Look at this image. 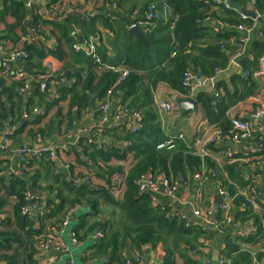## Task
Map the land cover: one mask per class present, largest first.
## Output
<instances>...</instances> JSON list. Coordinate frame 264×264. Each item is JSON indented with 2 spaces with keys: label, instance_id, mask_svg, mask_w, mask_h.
Wrapping results in <instances>:
<instances>
[{
  "label": "trees",
  "instance_id": "trees-1",
  "mask_svg": "<svg viewBox=\"0 0 264 264\" xmlns=\"http://www.w3.org/2000/svg\"><path fill=\"white\" fill-rule=\"evenodd\" d=\"M7 1L10 3L8 12L16 19L15 25L9 28L15 31L21 29L25 35L24 21L27 11L24 3L22 0ZM45 1L48 2L50 8L60 0ZM104 1L109 9L115 2L114 0H96L92 3L95 9H100L105 5ZM151 4L155 5L161 14H163L165 5L170 7L171 15L176 20L173 34L168 26L164 25V20H161L156 22L154 30L149 35L142 31L145 40L137 37L130 38L135 39L136 43L124 50V64L129 69V76L117 85L121 94L113 99L118 102L113 104L118 108L115 114H118L120 110L128 109L141 116L139 128L134 132L127 124L114 129L108 126L101 127L100 135L108 140L99 150L88 143V137L81 138L80 147H83L85 155L92 162L89 169L92 170L93 179L86 180V184L74 186L65 178L62 183H59L60 185L48 187L49 193L56 194L57 200L46 203L48 213H45V216L39 215L40 227H36V222L30 214L23 213L29 204L33 205L36 202L29 203L26 182L21 177L10 180L0 177V214L4 213L10 200H15L11 214H7L4 219L0 220V264H38L36 240L48 231L47 224L62 223L70 209L83 205L89 207L92 213L81 218L74 225L73 234L76 240L79 243L84 242L96 231L101 232L103 236L88 248L81 257V264H89L91 261H97L98 264H132V261L128 259L131 255H128L137 253L142 259L145 245L153 249L162 245L165 257L161 264H176L175 257L181 253V246L185 245L192 251L195 249L194 244L204 236V231L207 229L201 224L190 225L180 213L173 210L169 203L156 201L153 193H141L138 181L146 175L154 177L164 175L175 182H179L182 177L183 182L191 184L194 174L202 168L210 170L216 182L223 185L234 198L236 222L247 223L251 220L254 222L253 227L257 230L256 235L250 239L238 238L245 250L237 255H235L236 250L240 248L230 240L228 259L232 264H251L254 260L261 261L264 258V198L254 195L255 208L248 197L242 195V192L238 193L235 186L237 184L240 190L250 191L252 187H255V183L245 180L241 168L235 163H230V165L227 163L223 167L224 170H220L213 161L214 158L210 156L203 158L197 153L194 144L191 146L187 142L179 141L173 150L159 149L158 144L161 141L165 142L168 134H164L162 130V118L154 98V92L160 83L167 84L172 93H176L177 96H187L189 87L183 85L187 71L194 74L201 73L206 78H210L215 75L216 69L226 68L229 63L228 52L234 49L230 41L239 35L237 27L244 24L250 26L252 22L240 18V14L235 10H227L223 4H217L211 0H143L142 5L133 7L131 14H127L130 18L135 13L140 15ZM255 7L257 14L264 16V0H256ZM213 20L224 23L223 28L218 29L217 34L211 30ZM37 24L39 25L35 33L37 40L24 42L22 50L28 54V58L17 65L36 71L35 76L45 75L46 71L42 63L45 57L52 55L60 61L71 57L80 64L81 68L76 72L79 76L73 86L61 89L60 97L55 102H48L49 90L53 82H59L63 77L71 80L72 76L68 71L63 76L57 75L48 80L44 92L40 90V82L34 83L36 89L25 106L26 111L30 113L28 119H24L19 113L22 109L19 98L13 102L11 112L7 113L4 97L9 94L7 101L11 102L10 100L14 97L13 91L18 89L20 84L15 81L12 88H8L7 79H0V124L3 128L8 118H14L12 125H19L14 127V140L21 136L28 126L34 124L37 126L43 118H46L35 112L33 114L35 108L40 110L44 106L48 112L66 100L70 101L69 113L67 116L63 115L61 108H58L57 119L60 126L66 122L67 125L73 127L75 116L72 110L77 107L76 115H79L93 97L102 104L105 101L107 90L120 79V74L113 70H101L104 65L103 61V64L100 61L97 63L85 52L74 50L77 41L73 36V28L66 26L65 22L40 20ZM105 25L112 27L108 22ZM44 26H51L52 30L47 31ZM15 31L11 37L14 43H18L21 37H18ZM205 35H207L205 38L211 39L210 41L204 40L205 46H200L201 37ZM52 39L55 40V46L50 45ZM85 39H88V33L84 34L81 45H84ZM65 47H67V52ZM152 52H157L162 56V61L166 63L164 68L159 66L150 71L146 70V62ZM195 52L198 58L194 57ZM253 56L252 60L250 58L243 60L244 74L242 76L233 78L230 82L221 80L216 83L214 98L204 92L196 97L204 117L209 124L221 126L223 137L231 136L229 132L232 125L227 118L228 110L237 103L257 95L259 83L255 72L259 70V59L264 56V38L256 43ZM81 71H87L85 79L81 78ZM261 97L259 106L264 107V94ZM16 106H18L17 109ZM257 106L255 104L253 109L255 110ZM98 115L102 116L103 112L100 111ZM54 124L55 122L52 121L51 129ZM38 134L42 138L45 132L40 131ZM216 147V144H209L205 146V150L210 148L212 154H215L221 151ZM4 154L7 157L11 155L7 150L0 149V155ZM130 156L133 157V161L127 172L122 165L111 166L113 161L127 162ZM249 157L251 160H264V151L259 154H250ZM0 163L4 164L5 160L2 158ZM120 174H124L125 191L122 200L117 201L114 199L111 188L115 177ZM257 174L264 176V169H259ZM94 177L105 180L106 186L95 184ZM224 177H228V180ZM83 180L85 181V177ZM229 181L235 184H229ZM204 198L206 201L204 207L207 209L206 207L212 202L208 195H204ZM104 204L114 208L110 219L99 218ZM223 214L221 209L214 214L219 227L225 223Z\"/></svg>",
  "mask_w": 264,
  "mask_h": 264
},
{
  "label": "crops",
  "instance_id": "crops-1",
  "mask_svg": "<svg viewBox=\"0 0 264 264\" xmlns=\"http://www.w3.org/2000/svg\"><path fill=\"white\" fill-rule=\"evenodd\" d=\"M114 1L115 2L112 6H114L115 9H109V6H107L105 1V5L103 7H101L100 9H95L92 1L89 0H60L55 5L50 6V8L48 7V2L45 0H22L27 11V17L24 21L26 34L23 35L21 29H18L16 31L10 29L15 25L16 19L11 15V13L8 12V5L10 3L8 1L6 2V0H0V61L4 57H6L7 54L12 50L17 48L22 49L25 41L32 42L29 40H37L35 33L39 28V25L37 24L38 21L58 20L60 23L65 22L67 24L66 26L73 28V36L77 41L74 45V50L75 47L81 46L84 34L88 33V40L93 42L95 48L98 49V51L97 49L95 51L97 59L101 63L102 61L104 62L101 70H106L110 67H124V50L128 49L130 46L136 43L135 39H130L131 37L136 36H132L130 34L128 25L130 21L132 22V20L129 17V14H131L130 11L134 9L133 7H139L140 5H142L143 0ZM211 1L217 4H222L214 0ZM233 1L237 2L244 8L251 5L256 13V18H248L247 20L252 22L250 26L249 24H244L245 27L248 28V30H238L239 35L230 41V44L234 49L232 50V52H228L229 63L226 66V70L218 75L217 82L221 80L230 82V80H232L233 78L242 76L244 74L243 60L246 58H250L251 60L254 59V47L256 46L257 42L262 41V38H264L262 36L264 35V29H262L264 26V16H260L257 14L255 7L256 4H253L252 0ZM215 9L217 10L216 7ZM230 9L235 10L232 7H230ZM235 11L240 14V18L243 16L240 11ZM107 22L111 24L112 27H107L105 25V23ZM28 24H31V26H28ZM221 24L222 22L218 23L216 20H213L211 24L213 25V28L211 29L213 33L217 34L218 29L223 28L224 25L222 26ZM44 27L47 31L52 30L51 26ZM14 31L16 32V35L18 37H21V40L18 43H14L12 41L13 38L11 36H13ZM206 36L207 35L201 37L200 46H205L204 40L210 41L211 38H205ZM50 45L55 46L54 39L50 41ZM224 49L225 48H223V50ZM65 50L67 52V47H65ZM157 55V52H152L149 54V58L145 66L147 71H150L159 66L160 68L165 67L166 63L162 61V56L158 55V57H156ZM235 55L239 56L235 57ZM194 57L198 58L197 52H195ZM42 66L46 71L45 75L49 76L48 80L57 75L63 76L67 71L72 76L71 80H67L65 79L66 77H63L59 82H53V85L51 86L47 95L48 102H55L57 99H59L61 89L71 88L73 86V83L79 76L76 74V72L79 68H81L80 64L74 61V59L71 57H66L64 61H60L52 55L45 57ZM13 71L14 74L8 76L0 67V79H7L6 83L8 85L6 86L8 88H12V84L15 81L20 84L19 88L13 91L14 97L12 98V100H10L11 102L7 101V98L9 99L10 95H5V108L7 113H10L13 108V102L17 101V99L19 98L21 101L20 107L22 108L19 113L24 119H28L30 113L26 111L27 109L25 108V106L27 105L29 97L36 89L34 83H38L33 78V76L36 75V71H32L30 68L20 65H14ZM86 73L87 71L80 72V76L82 79L84 77L86 78ZM19 74H23V76L19 77ZM192 74L197 79L206 78L201 73ZM256 79L259 83L257 95L243 102L237 103L227 112V118L230 121L231 125L233 119L246 120L244 119V116H250L251 118L246 121L254 122L256 127L255 132L251 133L249 137L242 142H237L235 140L237 132H235L231 128V131L229 132V135L231 133V136L223 137L222 134L220 136L219 143L217 144L216 148L220 149L221 151H217L215 152V154H212L210 148H208L207 151L205 150L206 154H203L200 149H195L197 153H199L203 158L207 156L213 157V161L220 170H224L223 167L227 163L229 165L230 163L233 164V159L231 160L227 157V154L229 152L233 155V158H239L243 155H248L249 161L235 164H237L241 168L240 170L244 175L245 180L255 183V187L251 188L254 190L255 194L258 197L264 198V176L257 174V171H259V169H264V162L260 163L261 160H251L249 157L250 154H259L264 151L263 148H260L258 146L260 142L264 141V107L259 106V101L262 100L261 95L264 94V77H256ZM187 87H189L188 95L182 97L177 96L176 93H172L167 84L160 83L159 85H157V88L154 92V98L155 103L161 100L167 101L173 106V110H171V112H163L159 110L162 118V130L164 134H183L184 139L180 142H187L188 145L192 146L195 140L205 133L208 132L209 134H214L217 130H221V132L223 133V130L219 125L209 124L208 120L204 117L202 109L196 99L199 93L202 92L209 94L213 98L215 96V93L211 92L207 87L199 88L196 80L190 82ZM23 88H25V91L23 90ZM106 97L105 101L102 104L95 100V97H93V99H90L89 105L84 110H82L79 115H76L77 107H75L72 110L75 116V124L73 127L69 126V124L67 125L66 122L60 126L59 120L57 119L58 108H61L63 115L67 116V114L69 113V100H66L64 102L62 101L58 107H54L48 112L46 111V107L44 106L41 107L40 110L35 108L33 110V114L35 112L37 114L43 115V117L46 118H43V121L37 126H35V124L28 126L25 132L21 136L16 138V140H14L13 138V130L14 127H18L19 125H12L14 123V118H8L3 128L0 124V140L4 135L9 136L12 142V145L9 147L11 150L15 148L18 149L20 147H30L34 149H42L47 147L55 148L57 150L59 156L58 160L49 161L48 158H37L33 159V161H31L29 164L27 163L26 158H21L16 155H10L8 157L5 154L3 156L0 155V162H2V158L5 160L4 164L0 163V177H3L7 180L21 177V179L26 182L27 188L30 185L34 187L36 195L32 196L33 199L30 200L29 203L32 201L36 202H34L33 205L29 204L25 209H28V211L31 213L33 220L36 222V227H40V222L38 221V219L40 218L39 215L45 216L44 214L48 213V211L46 210V203H48V201L57 200L56 194H50L48 191L51 186L54 187L60 185L59 183H62L65 178L68 179L69 182H71L74 186H78L84 183L86 184V180H89L87 173L89 167L92 166V162L90 161L89 157L85 155L83 147H80L81 138L88 137V143L92 144V146L99 150L104 144L107 143L108 140L104 136L100 135L101 127L108 126L110 129H114L122 124H127V126H129L132 131L139 128L140 118L136 119L128 115L122 117L121 119H118L119 116L115 114V112L118 111V108L113 105L114 103H118L115 100L112 101L113 103L110 105L111 107L108 112L109 123L106 124V126L102 125V116H99L98 114L100 111H102V106L107 103ZM175 98L193 99L197 103L196 110H182L178 106ZM255 104H257L258 106L254 110L253 106ZM17 108L18 106H16V109ZM259 114L261 116H259ZM255 115H258L261 118L255 120ZM122 119L123 121L119 122ZM52 121H54L55 124L51 129L50 127ZM40 131L45 132V135L42 138L38 134ZM162 142L163 141H161L160 143ZM178 143H176L174 147L169 150H173ZM132 161L133 157L130 156L127 162L119 163L118 161H113L111 166L122 165L125 167V172H127ZM35 162L36 164H34ZM51 162L52 164H50ZM57 162L61 164L57 165ZM256 175L259 176L257 180L254 179ZM196 176H207L209 179L207 182H201L196 178ZM213 176L214 175L212 174V172H210V170H208L207 168H202L200 171H197L194 174L193 182L191 184L190 182L189 184L183 182L182 177H180V180L178 182L179 189L174 197L165 198L162 194L154 195L156 201H158L159 203H169L173 207V210L180 213L190 225H200L199 221L206 222L209 225V227H205L207 230L204 231V236L194 244L195 249L191 251L189 247L185 245L181 246V253H179L175 257L176 264H232L231 260L228 259V253L230 252L228 249V242L230 240L234 241L235 245L240 248V250H236L235 255H237L239 252H244L245 250V247L240 243V239L238 238L240 234L247 233L249 230H251L254 226V222L251 220L247 223H242L239 221L236 222L234 215L236 208L233 204L234 198L230 196L223 185H220V183L216 182ZM83 177H85V181L83 180ZM91 178L93 179V177H90V179ZM225 180H228V177L225 178ZM94 183L103 187L106 186V181L100 178L97 179L94 177ZM228 183L235 184L231 181H229ZM235 186L238 193L242 192V195L248 197L249 200L251 199L252 196L250 195L249 191L240 190V187L237 184H235ZM220 190H224V192L228 193V195L232 199L231 210L229 212H224L223 214V216L225 217V223L222 227L214 226L213 224L206 221L209 211H212L215 214L218 211L219 206H221L225 202L224 197L220 195ZM111 191L113 193L114 199H116L117 201L122 200L125 191L124 174H120L115 177ZM28 195H30L29 191L27 192V196ZM204 195H208L209 199L212 202L211 205L206 207L207 209H205L204 207V204L206 202ZM197 196H200V198L197 199ZM217 196H220L222 198V202L220 205H216L215 203ZM38 199H40L42 203ZM14 204L15 200H10V204L4 209V213L0 214V220L4 219L7 214H11ZM113 209V207L107 206L106 204L102 205V213L99 214V218L104 217V219H110L111 211H113ZM197 211L200 212L199 217L196 216ZM90 213H92V211L90 212V208L83 205L81 207L70 209L68 212V216L62 223H48V231L41 238H38L36 240L35 248L37 263L76 264V252L78 251V249H83V253L81 255L82 257L87 252L88 248L100 239L96 235L101 232L96 231L91 234L84 242H78V245H73L71 243L74 225L81 218L89 216ZM213 217L214 216L210 218ZM92 221H94V219H92ZM49 235H54V237L51 236V244H49V246L44 249L40 246V244L42 242H45L48 239ZM63 245L68 246L70 252L69 254L60 250V246L62 248ZM128 256H130L128 259L132 261V264H161L163 258L165 257V250L162 245H159L156 249L145 245V247L143 248L142 259H140L139 254L137 253H132ZM98 263L99 262L97 261H91V263L89 264ZM251 264H264V258L261 261L254 260Z\"/></svg>",
  "mask_w": 264,
  "mask_h": 264
},
{
  "label": "built area",
  "instance_id": "built-area-1",
  "mask_svg": "<svg viewBox=\"0 0 264 264\" xmlns=\"http://www.w3.org/2000/svg\"><path fill=\"white\" fill-rule=\"evenodd\" d=\"M92 1H96V0H92ZM253 4H256V0H252ZM93 4V3H92ZM226 9H230V6L228 4L224 5ZM111 9H115L114 6H111ZM172 12L171 9L168 5H165V8L163 10V14H161V12L157 11V9L155 8V5L151 4L146 11H144L142 14H133L131 16V20L132 22L129 24V29H133V28H141L142 31H144V33L146 35H149L155 28L156 22L157 21H161L164 20V25L168 26L169 31L171 32V34H173V30L175 28L176 25V20L174 19V17H172ZM110 15V14H108ZM243 20H247L248 18L246 16H242L241 17ZM222 26L224 25L223 23L221 24ZM239 31H245L248 30V28L245 27V25H239L238 27ZM264 37V35H262ZM29 41H33V40H29ZM76 51H85L86 54L88 56H92L95 61L97 63H99V60L96 57V48L93 42H91L88 39L84 40V45H81L80 47H75ZM174 54V53H173ZM239 55H235V57H238ZM28 58V54L26 52H24L22 49H14L12 50L10 53L7 54L6 57H4L1 61H0V67L1 69L5 72V74H7L8 76H11L12 74H14L13 71V66L19 64V62H21L22 60H26ZM259 64H260V68L259 70L256 72V77H264V56L261 57L259 59ZM110 70L115 71L116 73L120 74V79L118 82H116L112 87H110L107 90V97H106V102L103 106H102V119H101V123L102 125H106L109 123L108 121V112L110 110V105L113 103V99L116 95L121 94V91H119L117 89V85L123 81L124 79H126L129 76V69L127 67H122V68H117V67H110L108 68ZM225 69H216L215 70V75L213 77L210 78H205V79H197L195 78V76L187 71L184 75V80H183V85L188 86L190 82H193L194 80L197 81V85L199 88H204L207 87L211 92L215 93L216 95V82H217V77L220 73H222L223 71H225ZM19 77H22L23 74H19ZM34 80L37 82H40V90L42 92H44L46 90V81L49 79L48 75H37V76H33ZM27 87V86H26ZM23 90L25 91V88H23ZM110 102V103H108ZM157 106L159 108L160 111L163 112H171V110H173V106L167 102V101H161L159 100L157 103ZM264 109V108H263ZM119 117L118 119L125 117V116H132L133 118L139 119L141 118V116L138 113H132L131 111H129L128 109H123L120 110V112L117 114ZM259 116H261L259 114ZM258 115L254 116V119L257 120L261 117H259ZM26 117V115H25ZM232 129L237 132L236 136H235V140L237 142H242L243 140H245L246 138L249 137V135L251 133H254L256 130L255 124L253 121H246V120H240V119H233L232 120ZM133 131H137V129H134ZM222 132L221 130H217L214 134H209L208 132L205 133L204 135L198 137L195 142H194V147L196 149H200L201 152L203 154L205 153V146L209 145V144H218L219 143V139L221 136ZM184 139V135L183 134H178V135H168V139L165 142L159 143L158 144V148L159 149H172L174 147V145L179 142L182 141ZM12 145V142L9 138V136L4 135L1 140H0V149L2 150H7L9 153H11V156L16 155L19 156L21 158H26L27 159V163L29 164L33 159H41V158H48L50 161H56L59 159L57 150L55 148H42V149H34V148H30V147H20L18 149H13L11 150L9 147ZM122 149V148H121ZM228 159H233L232 162L233 163H242V162H247L249 161V159L247 158L248 155H243L239 158H233V155L229 152L227 154ZM264 162V160H261L260 163ZM88 178L90 179V177H92L93 173L92 170H88ZM196 178L201 181V182H207L208 181V177L207 176H196ZM259 178L258 175H256L254 177L255 180H257ZM138 185H139V190L141 193L143 192H151L154 195H158V194H162L163 197L166 198H172L174 197L179 189V185L178 182L169 180L168 178H166L164 175H158L156 177L151 176V175H146L140 178V180L138 181ZM250 195L252 196L250 199V202L253 206H255L256 208V201H255V192L253 189H251L249 191ZM220 195L224 197V203L219 206V209H221L223 212H229L231 210L232 207V199L230 198V196L228 195V193L224 192V190H220ZM254 197V198H253ZM27 198L29 200H32L33 197L28 195ZM200 196H197V199H199ZM24 214H30L31 213L28 211V209H24L23 210ZM196 216H200V212L197 211L196 212ZM209 216V218H208ZM208 216L206 218V221L213 224L214 226H218L217 220L213 217L210 218L212 216H214V213L212 211H209ZM184 218V217H183ZM229 221V220H228ZM257 233V230L255 227H253L251 230H249L247 233H243L240 234L239 238H244V239H250L251 237L255 236ZM54 237V235H49L48 239L45 242H42L40 244V246L44 249H46L50 243V241L52 240V237ZM98 238H102V233H98L96 235ZM71 243L73 245H78V241L76 240L74 234H72V241ZM60 250L66 253H70L69 252V248L67 245H63V247L61 248L60 246ZM74 264V263H71Z\"/></svg>",
  "mask_w": 264,
  "mask_h": 264
},
{
  "label": "water",
  "instance_id": "water-1",
  "mask_svg": "<svg viewBox=\"0 0 264 264\" xmlns=\"http://www.w3.org/2000/svg\"><path fill=\"white\" fill-rule=\"evenodd\" d=\"M218 3H222V4H228L230 7H232L233 9L240 11L243 15H245L247 18H251V19H255L256 18V13L254 11V8L250 5L249 7H242L241 5H239L237 2L233 1V0H214ZM28 26H31V24H28ZM130 34L136 36L137 38L141 39V40H145L144 36L142 34V30L141 28H133L130 30ZM176 99V98H175ZM176 102L178 104V106L182 109V110H192L195 111L197 108V103L196 101H194L193 99H176ZM251 117L250 116H244V119L249 120ZM122 120H120L119 122H122ZM232 146V145H230ZM258 146L260 148L264 149V141L260 142L258 144ZM60 165L61 163L57 162V165ZM28 191L29 194L31 196L36 195L35 189L32 185L28 186ZM166 198V197H165ZM167 200V199H166ZM222 202V198L220 196L216 197L215 203L216 205H220ZM36 216V215H35ZM199 224H201L203 227H209V225L206 222H201L199 221ZM136 264V263H133Z\"/></svg>",
  "mask_w": 264,
  "mask_h": 264
},
{
  "label": "rangeland",
  "instance_id": "rangeland-1",
  "mask_svg": "<svg viewBox=\"0 0 264 264\" xmlns=\"http://www.w3.org/2000/svg\"><path fill=\"white\" fill-rule=\"evenodd\" d=\"M89 1H92V0H89ZM82 253H83V249L79 248L78 251L76 252V256H77V258H76V264H81L80 257L82 255Z\"/></svg>",
  "mask_w": 264,
  "mask_h": 264
}]
</instances>
